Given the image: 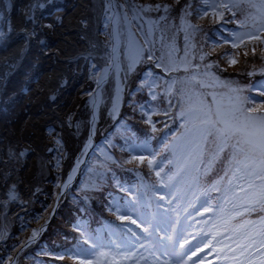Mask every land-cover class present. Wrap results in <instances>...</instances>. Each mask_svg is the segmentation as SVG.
Segmentation results:
<instances>
[{"label": "snow or ice", "instance_id": "1", "mask_svg": "<svg viewBox=\"0 0 264 264\" xmlns=\"http://www.w3.org/2000/svg\"><path fill=\"white\" fill-rule=\"evenodd\" d=\"M176 2L179 3V0H176ZM242 3L255 8L257 14L250 17L252 20L251 31L232 33V47L239 48L245 44L246 40L249 42L259 41L264 44V0H259V3H256L255 0H227V2L225 0H219V2L203 0V17L211 14L215 22V20L223 19L225 11H232L233 8L240 7ZM161 7L164 8L165 12L169 11L170 8L167 4L157 3L155 5H140L139 9L141 11H159ZM187 7H191V5H187ZM233 16H235V12H233ZM29 19L32 18L29 17ZM161 19L163 20L165 17H161ZM33 23H35L34 20ZM246 26V22H241V27ZM45 27L51 28L52 25H46ZM188 27L197 28L198 25L189 24ZM24 31L26 39L35 36L34 31ZM5 35L6 33L0 31V38ZM149 35H151V31ZM187 39L186 35L185 40L187 41ZM147 48V41H145L144 47H140L130 38L124 51L125 59L128 61L127 72H133L136 65L146 57L148 61L155 62L156 68L162 69L165 74H171L179 70H183L187 74L179 79L166 80L167 87L163 92L164 96L168 97V107H178L179 110L175 113L174 119L181 121L180 128L182 129L178 135L173 136V143L164 146L166 149L172 148L174 155L179 150L182 156V159L181 157L177 158V170L168 177V180H175L185 170L200 173L201 166L204 167L206 172L227 153V166L224 175L215 181L210 189L203 190L202 194L207 195L208 191L221 192L220 185L226 181L222 192L224 199L240 200L239 204H233L234 208L240 209L239 211L228 218L221 216L220 221L225 226L229 225L231 220L237 216H244L258 210L264 212V99H258V97L264 98V86L256 89L255 96L244 95L243 89L232 87L230 82L223 81L216 76L211 71L213 64L204 65L205 71L201 73L199 71L200 65H193L191 60L188 59L187 44L184 56L180 58L179 62L175 57L176 48L174 44L168 46L167 59H165L164 54H161L158 58L155 57L151 49L145 51ZM252 51L255 53V47ZM244 54L247 55V52ZM206 55H210V53L202 54L200 56L201 61L205 59ZM227 59L230 65L237 63V60L232 56H228ZM110 65L111 61H109ZM95 67L93 65V68ZM104 71L106 73L107 69ZM96 75L99 77L96 81L99 85L103 77L99 73ZM153 77L154 74L151 71L146 73L141 86H147L152 94V99L155 100L154 88L158 87V84L157 79ZM215 87L228 88V93L203 91V89ZM119 92L118 87L117 99L119 98ZM173 96L177 97L176 105L172 104L171 98ZM141 108L143 109L144 106L141 105ZM113 109L115 110V102ZM159 114L161 113L156 109L143 112L144 122L151 127L153 132L156 131V126L152 117ZM162 114L168 116L169 112L165 110ZM20 155H24V153H20ZM206 158L207 164H205ZM132 160L141 163L147 160L148 165L151 167L155 162V157L148 158L140 155L133 156ZM169 163H172V161H169ZM161 171L163 169L158 171L156 175L160 176ZM192 179L198 181L199 177L193 176ZM257 181L259 183H256ZM240 194H243V196L241 197ZM211 210V207L205 208V211ZM241 229H243L241 234L243 242L238 243L237 247L244 251L255 248L260 253L258 260L255 262L249 260L247 264H264V216L259 217L257 221L245 220L234 231L240 232ZM228 230L225 227V231ZM228 238L232 239V237ZM257 244L259 245L258 248L256 247ZM231 250L234 251V249ZM241 254L243 255V252ZM81 264H84V262L81 261Z\"/></svg>", "mask_w": 264, "mask_h": 264}, {"label": "rangeland", "instance_id": "2", "mask_svg": "<svg viewBox=\"0 0 264 264\" xmlns=\"http://www.w3.org/2000/svg\"><path fill=\"white\" fill-rule=\"evenodd\" d=\"M5 1V6L7 8V14L10 12V2L11 0H4ZM13 1V0H12ZM36 1V0H33ZM42 1V0H41ZM17 2L20 4L21 0H17ZM24 9V8H23ZM22 9V10H23ZM24 12H27L28 9H24ZM29 12V11H28ZM73 20L76 21L77 17L76 16H71ZM11 18V23L15 26L16 25V16H10ZM70 18V17H69ZM68 18V19H69ZM69 22V21H68ZM70 24V23H69ZM9 26V19L8 17L3 18L0 21V31H3L4 33H7V29ZM71 26V25H70ZM72 27V26H71ZM248 28L247 31H251L252 28ZM27 30V28H21L20 31ZM151 31V26L149 27V32ZM124 35V40L126 41V46L129 43V40L131 38L132 41L135 42L138 46L142 47L141 44L139 43L138 39L136 38L133 30L129 27L126 26V28L122 29L121 31ZM189 29H187V26L184 25L182 26L181 29V41L183 44V48L181 50L185 52V46L187 44V50L189 51L192 42H191V36L188 34ZM238 32H245V31H240ZM25 34V33H24ZM131 34V35H130ZM143 37L146 35L142 34ZM187 35L188 39L187 41L185 40V36ZM66 39V35L63 36ZM38 39V38H37ZM60 39L58 40V44L56 43L55 47L56 49L59 48L60 44ZM65 43H67V40H65ZM38 44V43H37ZM172 45V44H170ZM23 46H27V44L23 42H19L18 40L15 39V42L11 43V50L15 52V50H22ZM168 46L169 44H165V49L166 53L168 52ZM31 47H34L32 44ZM176 47V46H175ZM255 47L256 51L259 52L258 49H260L258 46H256L254 43H247L245 44L244 47H242L240 50H238L236 53H232L231 56L235 58L236 60L239 59L237 66H241L244 68L246 65L251 64L252 62H259L261 64L259 67L262 69V64L264 63V54L261 52V56L259 57V61L254 60L252 55H255L253 53L252 49ZM41 48V47H40ZM48 48V47H47ZM176 49H179V47H176ZM49 50V49H48ZM181 50H178L182 52ZM47 51V50H45ZM58 51V50H57ZM70 50H65L61 54L66 53L67 55L70 54ZM59 52V51H58ZM247 52V55L244 53ZM176 53V52H175ZM252 53V54H251ZM6 53L4 52V55ZM42 54V51H41ZM60 55V53H59ZM226 55V54H224ZM223 55V56H224ZM176 57V54H175ZM177 59V58H176ZM226 64L228 65L229 68L233 67L231 66L228 61H226ZM256 65L252 64L251 67H254ZM236 67V65H235ZM258 67V68H259ZM120 72V71H119ZM117 73H118V68H117ZM57 78L55 74H50L48 76L43 75L40 83L38 84L39 87H42L46 90H50V82ZM33 86H36L35 84ZM228 93V92H227ZM225 93V94H227ZM38 117H43V115H40ZM27 124V123H25ZM22 128V126H21ZM28 127L23 129L25 131ZM25 133V132H24ZM22 135L21 133H19ZM11 141H13L11 139ZM173 143V142H172ZM11 147V146H9ZM33 150V149H32ZM173 151V149H172ZM143 153L150 154L148 150H143ZM16 153H13L15 155ZM174 154V153H173ZM178 157H181V153L179 150L176 151V154L174 155V166H175V172L177 170V163H178ZM35 158L38 160H35ZM35 160V161H34ZM42 163V166H44V163L47 166V158L45 159L44 157L40 158L34 155L30 160H28V168H33L36 164ZM62 165V164H60ZM162 168V164L157 165V170L160 171ZM190 170H185V172L181 173L179 176L176 177L175 180L169 181L167 175L162 174L161 177L163 179V187L161 189V193L164 196V205L166 206V218L159 220L158 222V231L160 233V237L156 238V236L147 233V232H142L140 235H138L137 238H132V237H122V238H115L113 243H103V242H98L96 244V250L97 251H102L103 254L108 256L109 253L118 255V254H129V258L127 261H123L120 264H198V262L205 261L204 255L209 252V249L204 246V240L201 239L200 237L198 238H192V232H191V221L188 219L187 214H188V208L186 205H184V208L182 210V214L178 215L175 212V207L174 203L172 200V195L175 191H182L183 194H180V197L182 200H185V202L189 201L190 198L194 196V193H191L190 190L192 191L193 187L197 183V181H193L192 184L188 183L187 187H184L181 185V182L179 181H184L186 180V174ZM27 173V172H25ZM171 173L170 175H172ZM195 176V175H193ZM188 180V179H187ZM256 183H259L257 181ZM172 185L176 186L175 188L172 187ZM178 189V190H177ZM198 209L202 208H207L208 201L203 200V201H198ZM216 215H219V211L217 210L215 212ZM136 217L139 218V215L136 214ZM215 218V217H214ZM259 219V218H258ZM257 219V220H258ZM256 220V221H257ZM144 221V220H143ZM215 223H218V218L212 219L211 224L214 225ZM243 232V229H241ZM5 231V228L1 229L0 231V239L2 238V233ZM224 234L223 236H218V239L216 240V244H223L222 251H218L216 260H214L213 263L208 262V264H247L249 260H252L255 262L258 260L260 253H258L255 248L248 249L245 251L244 255L239 256L238 260H229L226 261L223 259V255L225 252H223L224 246L227 245L228 249H234L235 245L238 243H242L243 241L241 240V236L238 235L235 231H229ZM228 237H232V239H229ZM187 239H190V242L186 245L183 244ZM142 241V242H141ZM192 247H195V251L192 252ZM256 247L258 248L259 245L257 244ZM230 254L232 252L229 250ZM195 253V255H193ZM84 257V256H83ZM90 260V259H89ZM94 261V259H91ZM90 260V261H91Z\"/></svg>", "mask_w": 264, "mask_h": 264}, {"label": "trees", "instance_id": "3", "mask_svg": "<svg viewBox=\"0 0 264 264\" xmlns=\"http://www.w3.org/2000/svg\"><path fill=\"white\" fill-rule=\"evenodd\" d=\"M202 17H203V15H202ZM216 21L217 20H215V22H214V18L211 16V14L209 16H207V17H203V18H200V19L196 20V22H198L200 24H203L204 26H207V27L214 26L215 28L217 26ZM254 42L257 43L256 46H258L260 49H258L259 52H255L256 56L255 55H252V56H253L254 60L259 61V57L258 56H261L259 54H261V52L264 54V44H261L258 41H254ZM244 46L245 45H241L239 48H228L227 47V48H225L226 54L227 55L230 54L229 56H231V53H236L238 50H240ZM213 49H214L213 50L214 52H218L219 47H217V45H216V46L213 47ZM226 57H228V56H226ZM61 59H62V56L59 57V60H61ZM226 61H228V59H226ZM238 61H239V59H237V63H238ZM252 64L258 65L259 62H252L251 64H248L246 66H251ZM235 65L237 66V64L231 65V66H233V67H231V69L236 68ZM240 67L241 66H237V68H240ZM225 68H226L227 71H231V69L229 67L225 66ZM259 70H260V74H262L261 72H264V63L262 65V69L259 68ZM84 88H85V86L83 84L75 85L74 93H73V95L71 97V101L69 102V106H66V110L64 109L65 112H66L65 114L68 117H70L71 119H73V117L78 115L79 114L78 112H80L81 99L79 97V94L84 91ZM73 106L75 108H78V111H76V109ZM153 119H155V117H153ZM73 121H75V120H73ZM142 121L143 120H139L138 123H141ZM68 126H71V125H68ZM130 128L134 129L135 127L134 126H130ZM38 133H39V131H38ZM70 135L73 136L74 133L71 132ZM129 161H131V162L130 163L127 162L125 166L127 167L128 171H130V172L133 171L135 168H144V165L146 164L145 161L143 163H141L139 161H133L132 158ZM37 209H39L38 212L42 213L44 215V217H45L46 214L44 212V209L42 207H37ZM30 221H31V219L28 218L27 224H29ZM11 240L8 241V243L6 245L12 244L13 242L11 243ZM4 251H6V250H4ZM36 254H37V256H35V257L27 256L26 258H24L23 259V264H54V263H57V262L64 263V261L67 262L69 260L67 258L68 257L67 255L59 254L57 256L53 252H51L49 250H46L45 252H36Z\"/></svg>", "mask_w": 264, "mask_h": 264}, {"label": "bare ground", "instance_id": "4", "mask_svg": "<svg viewBox=\"0 0 264 264\" xmlns=\"http://www.w3.org/2000/svg\"><path fill=\"white\" fill-rule=\"evenodd\" d=\"M0 19H1V14H0ZM114 49H115V51H114ZM117 50H118V44H117V42H115V43H114V46H113V53H114V56H113V58H112V66L115 64V63H114V62H115V54L117 53ZM104 70H105V69H104ZM104 70H103V72L100 74V76H102L103 79H101L99 85L104 81L106 75L109 73L108 70H107L106 73H105ZM98 79H99V78H98ZM97 97H98V92L96 91L95 94H94V96L90 99V104H92V105L95 106V104H96V102H97V101H96ZM87 146H88L87 144L84 146V148H83V150H82L83 152L86 151ZM80 159H81V157H79V158L77 159L74 168H72L71 171L69 172V174L67 175L66 180H65L64 183H63V187L67 186V185L69 184V182L72 180V178L74 177V175H75V173H76V171H77L78 165H79V163H80Z\"/></svg>", "mask_w": 264, "mask_h": 264}]
</instances>
